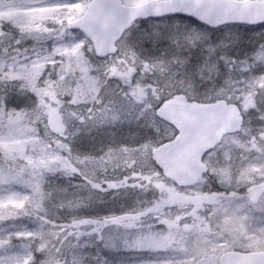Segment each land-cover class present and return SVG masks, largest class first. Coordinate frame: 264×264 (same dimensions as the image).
<instances>
[{
	"label": "snow or ice",
	"instance_id": "1",
	"mask_svg": "<svg viewBox=\"0 0 264 264\" xmlns=\"http://www.w3.org/2000/svg\"><path fill=\"white\" fill-rule=\"evenodd\" d=\"M0 264H264V0H0Z\"/></svg>",
	"mask_w": 264,
	"mask_h": 264
}]
</instances>
